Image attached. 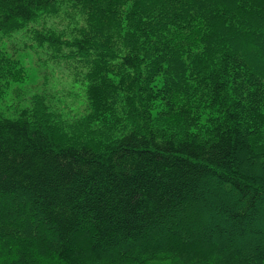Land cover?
Returning <instances> with one entry per match:
<instances>
[{
  "label": "trees",
  "instance_id": "16d2710c",
  "mask_svg": "<svg viewBox=\"0 0 264 264\" xmlns=\"http://www.w3.org/2000/svg\"><path fill=\"white\" fill-rule=\"evenodd\" d=\"M64 1L85 3L81 29L38 38L123 115L67 122L39 93L0 110V264H264V0H0V34ZM161 74L167 94L209 82L205 132L135 107Z\"/></svg>",
  "mask_w": 264,
  "mask_h": 264
},
{
  "label": "rangeland",
  "instance_id": "374dc122",
  "mask_svg": "<svg viewBox=\"0 0 264 264\" xmlns=\"http://www.w3.org/2000/svg\"><path fill=\"white\" fill-rule=\"evenodd\" d=\"M84 7L85 3L76 6L72 2H60L57 13L39 12L12 32L0 34V110L3 113L8 116L26 114L32 107L31 97L39 93L45 96V101L55 113H59V117L67 118V122H85L93 115V121L105 124L110 119L109 127H113L114 119L123 115L122 102L93 104L88 94L89 82L75 78L67 67L72 68L70 62L63 60L66 56L54 59L51 53L55 49L37 36V33L47 35L48 31H54L56 35H76L84 22ZM179 33L176 30L174 35ZM197 34L189 30L182 35L194 39ZM164 81L165 76L161 74L153 86L151 98L145 99L142 105H135L147 115L152 129L178 138L193 130L205 132L208 119L215 114L214 107L209 105V82L192 74L186 78L180 93L174 88L167 94L158 90V85ZM124 111H128L126 107ZM40 259L42 264L55 262L46 256ZM180 260L172 255L141 264H178Z\"/></svg>",
  "mask_w": 264,
  "mask_h": 264
}]
</instances>
